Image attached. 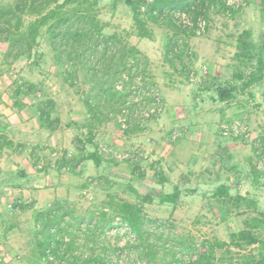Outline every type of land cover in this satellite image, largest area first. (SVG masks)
<instances>
[{
  "label": "rangeland",
  "instance_id": "1",
  "mask_svg": "<svg viewBox=\"0 0 264 264\" xmlns=\"http://www.w3.org/2000/svg\"><path fill=\"white\" fill-rule=\"evenodd\" d=\"M15 1L0 0V6L12 4ZM236 3L235 8H225L219 0H212L206 11L204 30L194 35L202 41L209 38L218 43L220 41L224 45L226 44L225 47H229L226 57L232 54L236 46L235 38L237 34L245 29L253 30L252 39L255 44L264 43V11L261 12V9L264 10V0H237ZM95 18L99 23V33L90 35V37L77 38V40L66 38L64 35L62 38L61 34H68L69 30V28L63 26L60 28L59 37L52 42L45 28H42L41 35L38 38V50L43 56L37 63L32 57L27 58L25 56L7 63L4 59L7 45L5 42H0V121L6 124L5 121L8 120L3 111H9L8 107L11 103L13 108L14 100H17V106L14 105V108H24L21 115L16 116L18 123L22 122V118L29 117L28 122L31 121L37 126L38 122L34 116L36 115V104L40 100L50 98L54 101L51 118L62 115L64 121H62L61 129L64 131L70 129L68 135H65L61 142L58 138L47 140L44 135H41L42 137L29 141L32 144L25 145L26 148L21 153H16L11 148L0 150V219L2 218L7 222H13L14 220V223L17 222L21 228L20 232H16L17 237L10 235L7 238L4 236L6 232L0 225V264H47L39 256L38 246L33 240L39 225L33 224L29 215L23 217L24 219L18 217L19 221L11 215L10 208L12 204L14 206L16 200L27 204L34 202L38 205L52 196V193L47 191L50 190L49 188L58 187L59 185L61 187H65V185L73 187L75 190L72 189L69 194L64 193V189L62 192L57 189L54 190L56 192L53 191L60 199L62 198V200L70 203H67V207L72 213L69 215L71 220L67 225L68 229L72 230L76 228L79 220L88 218L91 213H94L100 207L108 206V195L136 201L134 194L128 190L130 188L128 184H131L140 193H144L148 190L146 189L147 186H156L157 184L168 186L165 182H161L159 177L160 175L164 176V173L168 174L169 182L172 183L176 180L174 169L171 167L173 170L167 171L169 168L167 163L154 164L159 161L153 156L156 146L152 141L156 138H167L166 140L172 143L170 137L174 130H180L182 138L187 132L186 122L180 124L172 121L169 126L163 120H159L161 115L168 112V109L165 98L158 92L157 83L152 79L155 75L153 72L156 68L167 69L164 72L174 75L175 81L173 83H176V81L178 83L180 88L178 95L183 91L189 92L188 94L191 95L189 100L184 99L187 95L184 98L183 96L172 98V104L178 111L187 112L188 107L193 105V101L198 96L199 85L203 84V80L208 75L207 67L203 63L204 58L188 45H185L180 56L176 55L174 57L168 53L165 50V44L174 35L164 23L148 22L150 36L142 38V49L144 51L136 53L129 50L130 46L128 48V44L131 40L139 43L140 39L136 35L131 13L124 5L119 4L113 7L111 1L105 0L97 6ZM28 19L30 17L26 16L25 20ZM113 29H115L116 34L122 37L119 41L125 43V45L121 43L124 46H122L121 52L117 51L115 54H113L112 43L106 42ZM180 39L178 38L180 42H185V39ZM61 44L66 45L67 48L69 44L77 47L78 55L73 56V64L61 63L55 60V54ZM176 45L172 44L171 46L176 47ZM109 46L111 48H108ZM180 48L178 47V49ZM113 58L119 60L122 64L120 65L122 66L119 72L120 78H114L110 81L109 76L105 77L103 88H109L119 82L123 75H129L128 81L122 83L123 96H114L109 100L114 101L116 104L117 108L115 106L114 110L111 106H107L108 99L106 95L99 98L95 97L94 92H90L91 82L83 80L84 75L81 76L83 74L82 70L85 71L93 63L95 66L98 61L110 62ZM166 58L172 60V64L179 69L180 73L175 74L170 71L171 68L169 62L165 61ZM83 62L86 65L88 64L85 66L86 68L82 65ZM64 70H67L68 75L66 77L69 78V81L64 79ZM249 70L246 72H249ZM136 77L138 80L140 79L139 82L144 87H155L156 94L163 102V109L140 126L137 124L141 134L133 136L127 132V129L122 128L117 117L123 101L127 97L130 99L137 97L136 93L132 92V86L137 85ZM166 78H168L167 75L162 76L163 80ZM24 82L33 84L34 92L30 95L19 94L14 99L16 84H24ZM164 84L168 85L166 81ZM193 92H195V96ZM209 96H212V93L210 95L209 92L205 97H199L201 101L198 102L201 103L202 107L205 108L210 105ZM89 100L95 106L101 107V112L107 113L112 120L102 119L99 122V127L100 129L105 128V133L96 136L101 154L110 161L102 162L103 169L97 168L93 163L87 161L82 177L71 174L72 171H66L62 174V178L67 177L66 181L60 182L55 164L61 155L69 154L68 158H70L79 149L85 148L87 151H92L96 147L94 142H87V125L91 119L86 105ZM144 101L145 103L139 101L138 104L133 102L129 107L136 108L138 112L143 113L151 105L149 99ZM212 105L216 106L214 102ZM222 105L223 108L227 106L233 109L228 112L229 115L222 118L219 116L220 112H217V118L212 119L209 123L211 130H208L216 137L219 134L221 137L228 139L236 138L238 145H240L239 154L225 158L219 170H216V162H210L209 169L201 171L196 177L192 174L191 178L187 177V180H185L186 177L185 179L182 177L180 179L181 184H185L186 187H195L199 192L183 194L179 200V208L174 211L166 203L160 204L155 201L143 204L147 217L160 222L158 236L162 238L161 243H168L173 249L170 256H175V259L179 258L185 262L188 258L193 259L203 251L204 241L226 242V245L215 246L208 255V259L203 262L204 264H249V261L258 260L261 256H264V247L259 243L237 246L236 241L230 239V235L243 229L246 222L252 223L251 218L257 217L258 211H264V168L258 169L256 167L255 148L253 147V141L260 138L263 143L261 147L264 148V110L256 108L255 106L258 104L248 102L246 95L234 97ZM66 112L68 113L67 116L65 115ZM222 120L226 122L233 120L243 122L247 126V131L250 134L249 138L244 140L241 135L220 134L219 124ZM66 122H68V125ZM30 126L32 127V124ZM131 137H136V140H132ZM31 152H35V155L31 156ZM135 152H141L145 155L136 162L139 170L145 174V178L139 183L136 180L129 182V179L133 178L132 165L127 164V160H120L121 155ZM23 168L31 169L33 173L37 172L32 183L25 184L21 178L14 175V170L18 172ZM219 183L228 185V195H213L215 187ZM45 191H47V194ZM63 197L66 199H63ZM254 202L256 206H254ZM202 203L206 205L204 208H199ZM186 205L191 208L186 210ZM112 213L115 214L112 209L108 211L109 216ZM107 218L110 219L108 216ZM106 225L102 224L99 227L104 228ZM149 225H151L150 228L157 227L154 224L149 223ZM89 228L92 227L87 226L83 234L78 233L83 238L81 249L76 247L80 249L81 253H87V250L91 247L97 251H100V247L113 248L117 251L125 243L123 249L120 248V252H123L125 258L130 260L137 254L136 246H133L131 237L121 225L114 224L112 228L107 229L103 234L100 233L97 237L88 234ZM253 231L264 242V227ZM153 234L148 235L151 242L156 240ZM65 236L70 237L69 235ZM85 244L87 247H85ZM100 253L103 254L104 251L101 250ZM138 259L136 264H162L158 258L150 261L145 257H138Z\"/></svg>",
  "mask_w": 264,
  "mask_h": 264
},
{
  "label": "trees",
  "instance_id": "2",
  "mask_svg": "<svg viewBox=\"0 0 264 264\" xmlns=\"http://www.w3.org/2000/svg\"><path fill=\"white\" fill-rule=\"evenodd\" d=\"M105 0H16L12 4H4L0 6V42H5L7 45L4 53V59L7 63L20 58H33L35 63L43 56L39 52L38 38L41 35L42 28L49 34L50 41L53 42L55 38L60 35V28L65 26L68 34L62 33L67 38L76 39L82 37H90L93 34L99 33V23L95 18V11L97 6ZM111 1L113 7L121 4L127 7L131 13V18L136 29V35L139 38H148L150 36V29L147 23L152 22L156 24H166L170 30L173 31L174 37L170 40V45L167 48L168 53L172 56L178 55L185 47V42H180L178 38L184 39L186 35H195L198 19H205L208 6L212 0H108ZM223 7H227L223 0H219ZM52 4V5H51ZM228 8V7H227ZM177 11L189 14L191 25L183 24L174 13ZM263 9L261 12L263 13ZM29 16L30 19L25 20ZM178 37V38H176ZM180 39V40H181ZM75 40V41H76ZM172 41V42H171ZM107 43H112L113 54L121 52V42L115 38H107ZM172 44H177L171 46ZM109 46L108 48H111ZM124 47V46H123ZM178 47H181L178 49ZM58 48V47H57ZM236 64L231 68V82H216L214 87L215 100L228 101L234 98L238 88H245L254 82L264 79V43L255 44L252 39V30L245 29L240 32L236 38ZM78 55V49L72 44L59 45L58 51L55 54V60L61 63H73V56ZM177 58V57H176ZM86 65V64H85ZM88 65V64H87ZM86 65V66H87ZM94 63L90 66L93 67ZM250 69V70H249ZM249 70V72L246 71ZM67 74V72L65 73ZM129 76V75H128ZM119 74L115 77L118 78ZM120 78V77H119ZM118 78V79H119ZM114 79V78H113ZM236 81H241L239 85ZM111 85V84H110ZM14 92V99L19 94L30 95L34 92V85L28 82L24 84H16ZM107 90V88H106ZM108 90L113 91L117 96H123V90H117L110 86ZM116 95H112L111 98ZM127 99V98H126ZM126 99L123 101H126ZM145 99H150L146 96ZM17 100H14V105L17 106ZM109 101L113 109L116 104ZM54 105V101L50 98L40 100L36 104V111L38 112V120L50 130H54L59 125V118H51L50 109ZM88 107L90 121H101L102 119L112 121L107 113H101L96 110L95 105L90 100L86 102ZM122 106V105H121ZM117 108V106H116ZM114 110V109H113ZM91 124V123H90ZM7 125L0 121V150L3 148H11L16 153L23 150L21 144H14L6 134ZM137 128L134 122L127 130ZM91 131L89 130V135ZM91 135L88 137L89 143L92 141ZM91 160L95 167H100L102 162H109L110 160L103 158L96 146L92 151H86L84 148L79 149L73 156L63 159L60 168L66 167L68 171L79 172L82 167V162ZM114 163V162H113ZM115 164V163H114ZM127 164L132 165L131 173L133 178L129 182L136 180L142 182L145 178L143 171L139 170L137 163L134 161H127ZM78 167V168H77ZM158 175V174H157ZM161 182L166 181L161 175L159 176ZM131 193L134 194L136 201L120 199L112 195H108L107 205L110 207L115 215L121 219V223L126 224L130 231L134 234L135 241L133 246L137 248L138 257H145L148 261L159 259L162 264H204L208 255L213 251L215 246L226 245V242L220 241H204L203 251L195 258L184 260L175 259V256H170L173 251L168 243L162 242L161 236H158L160 229V222L152 220L147 217L143 209V204L151 203L154 198H158L161 203L175 204L179 199L182 189L179 186H174L170 192L163 191L162 188H155L154 186H145L146 192L140 193L136 188L128 184ZM190 192H194L191 190ZM229 187L227 184L217 185L213 195H228ZM241 198V197H238ZM18 204V203H17ZM256 206V203H253ZM20 209H28L31 205L23 202ZM71 210L67 207V203L57 200L54 205L47 212H34V220L39 229L36 234V244L38 246L39 256L46 261L47 264H54L53 261L48 260L47 249L54 255L61 264H118L116 261L112 262L108 257L100 256L99 253L94 254V248L87 250L85 257L80 255H73L72 252L76 249L75 238L76 231L79 230V225L75 229L69 230L68 223L71 220ZM67 217V218H66ZM103 217V216H102ZM252 223L246 222V226L236 233L230 235L231 241H236L237 246L254 245L259 243L264 247V242L259 238L253 230L264 227V211H258V216L251 218ZM76 220V219H75ZM80 221V220H79ZM78 221V222H79ZM77 222V224H78ZM157 227L150 228L151 225ZM110 227L107 224L104 228ZM103 228V229H104ZM101 231L100 229H91V235H95ZM154 233V234H153ZM153 234L156 239L151 242L149 236ZM69 235L70 239L67 242L63 241V237ZM90 235V236H91ZM149 235V236H148ZM52 242H54L52 244ZM169 247V248H168ZM103 251L104 247H100ZM100 250V251H101ZM143 255V256H142ZM264 264V256L255 261H249V264ZM130 264H135L134 261Z\"/></svg>",
  "mask_w": 264,
  "mask_h": 264
},
{
  "label": "crops",
  "instance_id": "3",
  "mask_svg": "<svg viewBox=\"0 0 264 264\" xmlns=\"http://www.w3.org/2000/svg\"><path fill=\"white\" fill-rule=\"evenodd\" d=\"M114 31H115V29H113L111 32L112 38H115L117 40L122 39V37L120 35L116 34ZM171 32L173 33L172 30H171ZM252 32H253V30H252ZM237 36H238V34H237ZM237 36H236V38H237ZM236 38H235V43H236ZM139 39H140L139 43L137 41L132 42V40H131V42L128 44V48L130 46L129 50H132L133 52H136V53H139V51H144V49H142L143 40H142V38H139ZM184 39H185L184 41L186 42V46L188 45L195 52H197L198 54L203 56V58H204L203 63L207 67L208 75H207L206 79L203 80V84L199 85V89L197 91L198 96H196V97L199 100L196 98L193 101V105L188 107L187 112L182 113V110L178 111L176 109V107L172 104V102H173L172 98L176 97V96H178L179 98L181 96H183V98H184V96L187 95L184 99L189 100V97L191 96L188 94L189 92L183 91L181 93V91H180L181 94L178 95V91L180 89L178 87V83H177V81H176V83H173L175 81L173 78L174 75L167 74L164 72V71H167V69H164V68L163 69L162 68L157 69L156 68L155 72H153L155 75H154V77H152V79L157 83L156 86L158 88V92L162 95V97L165 98V103L167 102L166 106H167L168 112L161 115V118L159 120H163V122L165 124H169L172 121L176 122V123H180V124H183L184 122H186L185 126L187 127V132L185 133V135L182 138L179 137L177 140H175V142L174 141L172 143L168 142L166 140L167 138H156L152 141L154 143V146H156V150H154L155 153L153 156H154V158H157L159 161V162H155L154 164L156 165L157 163H163V164L167 163V166L169 167L167 171L174 169V174H175V178H176V180L171 183L168 180L169 179V176H167L168 174L164 173V176L162 175V177L164 179H162V180L166 179V181H164V182L168 186H165V184H157L154 187L155 188H162L163 191H165V192H170L172 190V188L177 185V186H179V188H181L183 190L179 199L177 200V202L175 204L166 203V204L170 205V209L173 211L175 209L179 208V206H180L179 200L181 199L183 194H186L187 192H190L191 190H194V192H199V190H196L195 187H186L185 184H181L180 179L182 177L184 179L186 177L185 180H187V177L191 178L192 175L194 177H196V175L199 174L201 171L209 169L208 165L210 164V162H213V163L216 162V164H217L216 170H219L221 168L222 162H224L225 158H229V157H233L234 155H238L239 151H240L239 150L240 145H238V142H237L238 140L236 138L228 139V138H225L223 136L221 137L219 134H218V137H219L218 138V137L214 136L208 130V129L211 130L209 123L212 121L213 118H215V119L217 118V115H218L217 112H220L219 116L222 118L224 116L229 115L228 112L233 109L232 107H227V106H225V108H223L224 106L222 104L224 102H227V101L220 102V101L215 100L214 87L216 86V82H218V81L224 82V83L228 81V82L233 83L231 81V78H230V75H231L230 72H231V68L233 67L232 65L236 64V62H237L236 58L234 57V54L237 50V49L235 50L236 46L234 47L232 54H230V56L226 57L227 50H229V47H225L226 44L224 45L220 41L218 43L216 41L210 40L209 38H206V39H204L205 41H202L200 38L195 37L194 35H186ZM168 40L165 44V50H167V48L170 45V40L169 41ZM121 43H123V42H121ZM123 45H125V43H123ZM145 55H146V53H145ZM178 55L180 56L181 52ZM165 61L169 62V66L171 68L170 71H172L175 74L180 73L179 69L172 64V62H171L172 60H169L168 58H166ZM82 65H84V67L86 66L84 64V62L82 63ZM120 65H122V64H120L119 60H117L115 58H113L110 62L98 61L95 66L89 67L85 71H83L84 70L83 69L82 70L83 74L82 75L80 74V75L81 76L84 75L83 80H89L91 82L90 92H94L95 97L99 98L101 96L103 97L106 95V97L108 99L107 102H109V100L111 99L110 96H112V95L117 96V94L113 93V91H111V90H108V88H107V90H106V88L104 89L103 88V85H104L103 81L106 80L105 77H107V76H109L111 78L110 81L113 78H115L122 69V66H120ZM66 71L67 70H64L63 73H66ZM246 74H247V72H246ZM63 75L65 76L64 77L65 81H69L68 80L69 78L66 77V75H68V73L63 74ZM165 75H167L168 78L163 80L162 76H165ZM165 81H166V83H168V85L164 84ZM240 82L241 81H236V84L239 85ZM212 84H214V85H212ZM211 86H214V87H211ZM209 92H210V95L212 93V96H209V99L212 102V104L214 102L216 104V106L212 105L210 102V105L204 108V107H202L201 103L198 102V101H201V98H199V97H203V96L205 97V95L209 94ZM193 95L194 96L196 95L195 92H193ZM243 95H246L248 102L258 104L257 106H255L256 108L264 110V79H262L258 82H254L253 84L249 85L248 87L238 88V91L235 93L234 97H240ZM111 103H114V101H112ZM237 104L239 105V102ZM53 106L50 109V115L53 111ZM107 106L110 107V104L108 103ZM95 107H96V110L98 112H101V110H100L101 107H99L98 105H96ZM215 107L218 108V110H216ZM13 108H14V104H13ZM13 108H12V103H11L8 107V110L9 109L10 110L9 111H3L6 119L8 120V121H5L6 125H7L5 132L8 135V137L11 140H13L14 144H21L23 147V150L26 148L25 145L32 144L29 141L36 140V139L42 137L41 135H44L47 140H49L51 138H58L59 142H61L63 140V138H65V135H68V133L70 132L69 128L67 129V131L66 130L64 131L61 129L62 121H64L62 115L61 116L59 115V117H56V118H59V120H60L58 127L54 130H50V129L46 128L41 121L38 120V112L36 110H35L36 115H34V116L36 117V120L38 122L37 126L35 124H33V122H31V121L28 122L27 119H29V117L22 118V122L18 123V121L16 120V116L17 115L20 116L24 108H22V109L21 108H17V109L14 108L13 109ZM185 113H187V115H185ZM12 114H14V116H12ZM67 114L68 113L66 112L65 115L67 116ZM69 114L73 115L72 113H69ZM213 114H214V116H213ZM99 122L100 121H95V120L93 121L92 120V121H90L91 124L89 123L87 125V133H88L87 137H89L91 135V137H92L91 141L94 142V144L97 147L99 145V141H98V138L96 136L99 134L105 133V128L100 129ZM30 124H32V127L30 126ZM66 124L68 125V122H66ZM154 124L156 125V123H154ZM26 125H28V126H26ZM170 125L171 124H169V126ZM139 129L140 128L137 127V128L132 129V130H128L127 132L129 134H132L133 136H135V135L141 134ZM89 130L91 131L90 135H89ZM216 131H217V128H216ZM126 137H128V136H126ZM139 138L141 139L142 137L140 136ZM139 138H137V139H139ZM131 139L136 140V137H134V138L131 137ZM99 152H100V149H99ZM34 155H35V152L31 154V156H34ZM68 155L69 154L61 155L59 157V160H57L58 162L55 164V167L57 170L56 172H57V174H59L58 180L60 182L66 181V178H67V177L62 178V174L66 173V172L61 171L60 165H61L63 159L66 160L68 158ZM103 158H105V156H103ZM87 161L93 163L91 160H86V161L82 162V167H81V170L79 172H70V173L73 175H76L78 177H82L84 175V172H85V166L88 163ZM171 167L173 169H171ZM35 172L33 173V171L31 169H27V168L24 169L23 168V170L18 171V172H17V170H14V175L17 178H21L22 181L25 184H27V183L33 182L34 177L37 174V172L36 173ZM220 184L221 183H219L217 185H220ZM223 184H226V183H223ZM45 187L47 188V186H45ZM49 189L50 190H47V191H50V193H52V196H50L48 198V200H46L43 203H40L38 205H36V203L33 202V203L29 204V205H31V207H29L28 209H23V210L20 209V207L18 206L16 201H18L19 205L23 202H21L20 200L14 201V206L12 204V206L10 208L11 209V215H13L17 220L19 219L18 217H20L21 219H24L23 217H27V215H29L32 223L37 225L35 223V220H34V212H38V211L47 212L52 207V205H54V203L57 200H60V201H63V202L70 204L68 201L62 200V198L60 199V197L57 196L56 193L54 194V192H56L54 190L57 189V190H59V192H62L64 189V193L69 194L71 192V190L73 189V187L67 186V185H65V187H61L59 185L58 187L53 186ZM73 190H75V189H73ZM47 191H45L46 194H47ZM201 192L203 193V191H201ZM63 199H66V198L63 197ZM51 200H53V201L50 202ZM155 201H157L160 204H164V203L159 202L158 198H154V200L152 202H155ZM205 205L206 204L202 203V205L199 208H201V207L204 208ZM185 208L187 210V209H190L191 207L189 205H186ZM0 225H1L2 229L6 232V234L4 236L7 238L10 237V235L13 237H17L16 232H20L19 230L21 229L17 222L14 223V220H13V222H7L6 220H3L1 218L0 219ZM20 225H22V224H20ZM36 234H37V231H36ZM36 234H35V236H36ZM35 238L36 237L33 238L34 241H35Z\"/></svg>",
  "mask_w": 264,
  "mask_h": 264
},
{
  "label": "built area",
  "instance_id": "4",
  "mask_svg": "<svg viewBox=\"0 0 264 264\" xmlns=\"http://www.w3.org/2000/svg\"><path fill=\"white\" fill-rule=\"evenodd\" d=\"M237 0H223V2L225 3V5L227 7H232L235 8L237 6L236 3ZM174 16L177 17L183 24L185 25H191V20L189 17L188 13L185 12H175ZM205 27V20L204 19H198L197 22V28L195 29V33H200L201 31L204 30ZM129 76L128 74L123 75L122 79L119 80V82H117L114 87L117 90H123V86L122 83L123 81H128ZM137 80V85H133L132 86V92L136 93V98L134 99H130L129 97H127L126 101L124 102V104L121 106V109L119 111V116L117 117L120 125L122 126L123 129L129 128L130 126H132V124L135 122L138 125H141L143 122H145L146 120L150 119L151 117L157 115L158 113H160V111L163 109V102L161 100V98L156 94L157 91L155 89L154 86H147L144 87L141 82H139L138 78L136 77ZM149 96V100L151 102V105H149L148 109L141 113L138 112L136 110V108H130V104H132L133 102H138L141 101L143 103H145V97ZM219 130H220V134L222 135H229V136H239L241 135L242 138L248 139L250 134L247 131V126L243 123L240 122L238 120H233L231 122H226L224 120H222L219 124ZM182 132L180 130H174L171 133V137L170 140L171 141H175L177 140L179 137H181ZM262 140L260 138L255 139V141H253V147L255 148L254 154L256 155L255 158V163H256V167L258 169H263L264 168V148L261 147ZM145 157L144 154H142L141 152H135V153H129V154H123L120 156V160H127V161H134L137 162L139 161L141 158ZM62 172H66L68 171L66 167H62L61 168ZM111 210L108 206L106 207H100L98 209L95 210L94 213H91L90 216L88 218H82L79 222V230L76 231V238H75V245L76 247L80 248V246L83 244V238L81 237L80 234L84 233V230L86 229L87 226H91L92 228H89L90 231L88 234L91 235V229L97 228L100 229V225L102 224H109L110 227L107 228H101V231L97 233H95V237H97V235H99L100 233L103 234L105 231H107V229L112 228L113 225H121L122 228H124V231L126 230L129 235V237H131V241L132 243H134V234L130 231L129 227L124 224L121 223V219L118 215L115 214H111V216H109L108 211ZM103 216V217H102ZM106 216V218H104ZM108 217H110V219L108 220ZM67 218V217H66ZM114 223V224H113ZM88 229V228H87ZM70 239L67 238L66 236L63 237V241L67 242ZM130 241V242H131ZM54 242H52L53 244ZM124 245H126L125 243L123 244V246H120L121 249H123ZM85 247H87V245L85 244ZM105 248V247H104ZM120 248L119 250L115 251V249L111 248V249H104V253L101 254L100 251H97L94 249V254L99 253L100 256H105L106 258L108 257V259H110L112 262L116 261L118 264H130V262H133L136 264L138 262V254H136L133 258L127 259L125 258V255L123 254V252H120ZM81 249V248H80ZM80 249H75L72 254L73 255H80L81 257H85V255L87 254L86 252H80ZM101 250V248H100ZM47 251V259L51 260L54 262V264H61L63 263V261H58L56 258H54V255L50 252L49 249L46 250ZM127 260H129V262H127ZM189 260V258L186 260V262ZM97 264V263H95Z\"/></svg>",
  "mask_w": 264,
  "mask_h": 264
}]
</instances>
